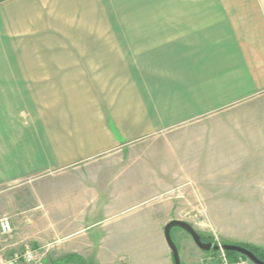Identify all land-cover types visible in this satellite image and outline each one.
<instances>
[{"label":"crops","instance_id":"1","mask_svg":"<svg viewBox=\"0 0 264 264\" xmlns=\"http://www.w3.org/2000/svg\"><path fill=\"white\" fill-rule=\"evenodd\" d=\"M140 171L162 192L137 195ZM235 195L264 232V0H0V257L174 264L165 225L200 233L189 203ZM171 237L180 264H213Z\"/></svg>","mask_w":264,"mask_h":264},{"label":"rangeland","instance_id":"2","mask_svg":"<svg viewBox=\"0 0 264 264\" xmlns=\"http://www.w3.org/2000/svg\"><path fill=\"white\" fill-rule=\"evenodd\" d=\"M163 137L154 136L143 140L136 141L131 146L125 147L123 155H125L123 163H128V155L132 154V150L137 151L141 156L142 162H148L151 159L149 156L148 147L159 145V141ZM163 146V140L160 141ZM145 150V151H144ZM137 155V153H135ZM113 161V157L100 158L98 163L103 166L101 171L105 169V162ZM149 178V177H148ZM145 177L143 171H140L139 189L136 192L140 197H148L150 195L159 194L162 191L160 186L150 185L151 182ZM191 187L188 190L191 191ZM143 200V199H139ZM140 202V201H139ZM190 208L193 204L199 209L204 210V214L200 215V212H193L189 210V217L187 220L191 221L194 226L198 229L200 233H197L203 238L211 239L213 244H223L222 241L228 244L235 245H252L250 242L262 243L264 241V232L262 229L261 213L258 210L260 203H257L255 199H247L244 196L235 195L229 197V201L218 200L216 203L211 202L206 197L196 203H189ZM227 206L233 207L235 211L231 210L229 215L233 212L235 215L225 216L223 212L227 210ZM264 206V203H263ZM137 213V212H136ZM136 213H128L120 218V221L127 223L131 220H141L144 217H135ZM203 213V212H202ZM142 215V214H140ZM239 215V216H238ZM192 226V225H191ZM195 230V229H194ZM175 242V241H174ZM183 245V244H182ZM258 247L257 245H254ZM260 248V247H258ZM261 249V248H260ZM178 254L182 262H184V257L186 256V251H184L183 246L177 248ZM128 259H124L123 262L119 264H129ZM155 264H162L160 260L154 261ZM200 262L197 261L196 264Z\"/></svg>","mask_w":264,"mask_h":264},{"label":"water","instance_id":"3","mask_svg":"<svg viewBox=\"0 0 264 264\" xmlns=\"http://www.w3.org/2000/svg\"><path fill=\"white\" fill-rule=\"evenodd\" d=\"M178 227L186 232L190 238L192 239L195 246L203 252H209L211 250L217 251L220 247L218 245H214L212 242H203L201 240L200 235L194 230V228L187 222L181 220H171L164 227V237L165 241L172 252L173 262L174 264H180L179 255L177 247L171 237V229ZM221 248L224 251H232L236 252L244 257H246L253 264H264V262L260 261L250 250L242 247L240 245L235 244H222Z\"/></svg>","mask_w":264,"mask_h":264},{"label":"built area","instance_id":"4","mask_svg":"<svg viewBox=\"0 0 264 264\" xmlns=\"http://www.w3.org/2000/svg\"><path fill=\"white\" fill-rule=\"evenodd\" d=\"M0 230L2 234H8L11 231L10 223L7 219L0 220ZM220 248L215 252V256L210 258L213 264H253L248 259L242 257L231 258ZM0 264H46L45 253L41 248L27 247L22 252L10 256H1Z\"/></svg>","mask_w":264,"mask_h":264},{"label":"trees","instance_id":"5","mask_svg":"<svg viewBox=\"0 0 264 264\" xmlns=\"http://www.w3.org/2000/svg\"><path fill=\"white\" fill-rule=\"evenodd\" d=\"M200 237H201V240L203 242H212L211 239H209V238H203L202 236H200ZM241 246L250 250L260 261L264 262V250H262L256 246H253V245H241ZM226 254L231 258L242 257V258L247 259L246 257H244V256H242L236 252H232V251H226Z\"/></svg>","mask_w":264,"mask_h":264}]
</instances>
